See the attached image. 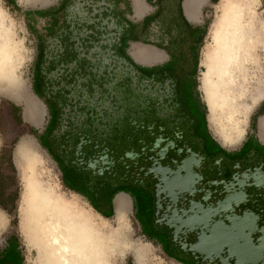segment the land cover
<instances>
[{
    "label": "flooded vegetation",
    "instance_id": "af4514ba",
    "mask_svg": "<svg viewBox=\"0 0 264 264\" xmlns=\"http://www.w3.org/2000/svg\"><path fill=\"white\" fill-rule=\"evenodd\" d=\"M89 17L71 21L56 49L42 51L37 66V84L53 123L51 136L58 143L55 156L69 190L95 206L98 186L111 196L119 190L130 192L128 188L143 189L140 199H148L143 205L151 208L150 225L157 242L183 264L235 261L226 253L220 254L221 262L190 255L195 238L173 237L164 225L173 210L188 215V209L197 205L209 210L226 199L231 203L230 208L225 204V216L254 229L251 240L242 243L258 248L264 262V162L250 155L237 158L208 142L204 108L192 74H179L170 64L134 70L114 54L116 36L106 35L111 24L95 12ZM150 106L156 107L154 112L143 110ZM255 170L262 173V183L249 180L235 191L229 188L236 176ZM157 171L167 178L189 177L192 196L180 194L174 204L163 194L156 199ZM239 195L243 199L236 204L232 200ZM221 220L229 226L223 217H214L209 229H223ZM4 247L0 264H22L16 240L9 237Z\"/></svg>",
    "mask_w": 264,
    "mask_h": 264
},
{
    "label": "rangeland",
    "instance_id": "374dc122",
    "mask_svg": "<svg viewBox=\"0 0 264 264\" xmlns=\"http://www.w3.org/2000/svg\"><path fill=\"white\" fill-rule=\"evenodd\" d=\"M239 1H246L252 9L255 19L260 23L264 22V0ZM103 2H107V0H52L45 4H35L33 0L19 2L18 0H0V10L6 16L9 29L12 28V42L17 48L13 58L16 63L15 77L27 96L41 109V119L36 124L30 123L24 119V104L20 95L14 91H10V95L0 90V210L6 216V223L0 229V231L3 229L0 232V248L7 238L12 237L17 241V252L22 264H46L43 251L38 248L31 235L21 228L24 210L23 177L27 174L22 173L24 162L16 160L14 152L23 139L31 142L32 152L38 157L34 175L39 183L45 188L50 187L57 195L67 200L76 201L95 215L99 223L110 230L123 231L121 240L123 243L109 253L110 264H137V254L143 258L142 264H183L167 256L168 252L161 248L159 242L148 236L152 230L150 225L151 208L148 204L143 205L144 201H148L147 198L143 202L140 199L143 189L135 188L132 191L133 189L128 188L127 190L133 193L135 199L133 209L127 214H123V211L118 214L116 211V216L107 219L99 217L85 198L69 190L63 180L61 166L55 156L54 147L58 143L54 142L55 137L51 136L53 131L50 136L47 132L51 120L49 105L42 94H39L34 88L37 66L40 62L39 54L41 51H45L47 54L56 49V46L59 45L58 39L68 33L66 30L69 28V23L76 18L82 20L86 16L90 18L89 16L95 12L96 17L101 16L102 19H105L107 16H105L106 11L102 7ZM160 2L161 0L153 3L155 12L157 11L158 14L157 19L145 26L148 27L146 33L137 31L136 36L145 44L155 45L165 51L172 50L176 54L179 74L193 75L198 87L197 92L203 104H206L200 85L206 71V52L214 45L211 31L220 15L221 0H213L204 8L203 22L199 30L185 26L182 21L179 26L174 24L172 18L169 20L166 16L160 17L164 13ZM34 12H43L44 15L33 14ZM180 13L182 12L178 11V14ZM168 31L176 33V36L168 39L166 33ZM73 32L80 33V30ZM40 42L42 43L40 44ZM174 44L178 46L177 52L173 50ZM256 57L258 67H255L257 62L252 64L253 68L248 75L249 83L242 92L239 90L237 98L241 102L240 107H245L247 111L246 116L243 117V131L246 128L247 130L248 128L253 129L256 117L260 111L264 110V91L263 95L257 98L258 95L255 94L258 89L252 87V82L257 77L262 82L260 87L264 84V33L262 42L256 48ZM235 94L237 95L238 91ZM155 108L150 106L143 110L153 109L154 112ZM204 112L209 124L208 108ZM156 114L160 115V110L156 109ZM224 122L228 125L231 124L227 120ZM204 129H206L205 125ZM213 130L220 135V139L217 138L218 142L225 148L233 149L238 146L228 144L218 127L214 126ZM231 138L229 136V139ZM23 174L24 176H22Z\"/></svg>",
    "mask_w": 264,
    "mask_h": 264
},
{
    "label": "bare ground",
    "instance_id": "6f19581e",
    "mask_svg": "<svg viewBox=\"0 0 264 264\" xmlns=\"http://www.w3.org/2000/svg\"><path fill=\"white\" fill-rule=\"evenodd\" d=\"M219 9L220 15L211 31L214 45L206 52V71L200 88L206 100L210 126L212 129L218 127L227 143L234 145L242 136L243 117L247 114L237 98L239 90L242 92L249 83L252 64L257 62L255 67H258L256 48L263 40L264 22L255 19L246 1L221 0ZM11 29L0 10V90L8 94L10 91L18 93L21 100L26 102L25 118L32 120L37 108L15 77L16 63L13 58L17 48L12 42ZM137 56L143 63L151 60L143 51H139ZM261 84L258 77L252 82V87L258 89L255 94L257 98L263 95L264 84L260 87ZM225 120L231 124H226ZM229 136L232 138L229 139ZM32 151L31 142L23 139L14 152L15 159L24 162L22 173L27 174L22 175V230L31 235L43 251L46 264H110L109 253L123 243V231L110 230L76 201L67 200L39 183L34 175L38 157ZM257 177L256 171L239 174L229 188L235 191L247 185L249 180L259 184ZM159 190L163 191V186ZM242 195L232 201L238 204L243 199ZM124 206L120 199L116 209L118 214ZM5 223L6 218L0 211V229ZM195 247L191 246L192 251ZM203 256L213 257L209 251H204ZM136 257L137 264H142L143 258L138 254Z\"/></svg>",
    "mask_w": 264,
    "mask_h": 264
},
{
    "label": "crops",
    "instance_id": "0c3cea01",
    "mask_svg": "<svg viewBox=\"0 0 264 264\" xmlns=\"http://www.w3.org/2000/svg\"><path fill=\"white\" fill-rule=\"evenodd\" d=\"M19 1H23V0H18V2ZM33 1L35 4H45L51 2L52 0H33ZM157 1L160 0H107V2H103L102 6L104 7L103 8L104 11H106L105 16H107L105 19L107 23L111 24L109 25L111 27H109V29L107 30L106 35L116 36L117 48L114 50V54L118 57L119 60L125 62V60L122 58L121 47L123 46L124 55L128 57L132 61V63L136 66H140L141 68H145V69H150V68L160 67L166 64H170L175 67V69L173 70L180 72V69L177 64L176 54L173 53L172 50L165 51V49H159L155 45L145 44L140 41L139 37L136 36L137 31H140V33L147 32L146 29L148 27L147 28L145 27L147 20L153 19L155 17L152 21H150V23H153V21L157 19L158 14L157 11L155 12V7L153 5V3H156ZM212 1L213 0H161L160 5L163 6L164 13L160 17L166 16L168 17L169 20L170 18H172L174 24L179 26H180V22L182 21L185 26H188L194 30H199V27L203 22V10L208 4H211ZM178 11L182 13L178 14ZM166 33L168 34V39L174 38L176 36V33H171L170 31ZM173 47L175 48V49L173 48V50L177 52L178 46L174 44ZM139 51H143L147 53L151 60L146 63L141 62L137 58L138 57L137 53ZM125 63L127 64V62ZM128 65L132 67L134 70H136V68H134L132 65L130 64ZM195 85H196V80H195ZM196 90L198 91V87L196 88ZM29 99L32 101V103L35 104L37 108V113L35 114V116L32 117V120L26 119L25 118L26 102L23 101L24 119L30 123L36 124L37 121L41 119V109L30 97ZM205 107L206 104H203L204 111L207 110V107L206 108ZM52 124L53 123L51 119L50 128H52ZM205 127H206L205 136H207L209 140L208 142H210L214 147H217L218 149L225 151L228 154L234 155L237 158L240 156L242 158L244 157L248 158V156L250 155L252 158H255L256 160L260 159L261 161L264 162V110L260 111L259 115L256 117L255 126L253 127V129L248 128L247 130L246 128L243 131L242 136H240L241 138H239L238 142L235 145H233V146L236 145L238 146L233 149H227L223 146V144H220L218 142L219 140L217 138L220 135L216 134L212 129V127L210 126V124H208V118H206V115H205ZM255 171L258 176L256 180H260L258 181V183H262L261 181L262 180L261 178H263L262 173H260L259 170H255ZM97 190H98L97 191L98 195L97 198L95 199V206H91V207L93 211L103 219L116 216L117 203L119 202L120 199L125 204L123 209V214H127L130 210L133 209V206H135V199L133 197V194L127 192L126 190H119L117 192H114L112 196H111L112 192H110L109 190L106 192V190L103 189V187L101 186H98ZM2 210L4 211L3 208ZM150 232L151 234L150 235L147 234V235L153 238L154 240H157L155 231L152 229L150 230ZM4 245L2 246V248H0V255H2L1 250L5 249ZM167 256L171 258L169 252Z\"/></svg>",
    "mask_w": 264,
    "mask_h": 264
},
{
    "label": "water",
    "instance_id": "95a60500",
    "mask_svg": "<svg viewBox=\"0 0 264 264\" xmlns=\"http://www.w3.org/2000/svg\"><path fill=\"white\" fill-rule=\"evenodd\" d=\"M183 173L185 174V171ZM157 174L159 176L156 177V199L159 194H163V196H167L169 201L174 204L177 196L180 194H182L183 197L192 196L193 191L189 189V184L192 182V180H189V177L183 175L180 176L181 180H179L177 175L167 178L166 176L162 175V172L160 171H157ZM162 186L164 190H158L159 187ZM202 200L205 201V198ZM220 203L217 204L216 208L209 210L203 209V207L196 204V208L188 209L191 212L188 215L185 214L184 211H181L179 214L178 211L173 210L169 215L166 216V222L164 225L168 228H171L173 237L177 235H188L194 237L195 240L191 246L196 247L194 248V251L190 252V255L196 254L197 256L201 257L202 261L212 260L214 258L220 259V254L226 253L227 258L235 260L233 264L264 263L261 261V257L259 255L260 251L257 250L258 248H252L248 246L246 247L244 245V243H247L249 240H251L250 235L254 232V229L248 226L250 230H247L244 227V222H242L240 219L235 217L229 218L225 216V212L227 211L225 204L227 201L225 199ZM192 209H194V211H192ZM214 217H218V219L223 217L228 222L229 226L223 225V221L221 220L220 223L223 225V229H209V223H212V218ZM196 227H198V229ZM228 231H231L232 235L228 233ZM204 251H209L213 257L209 258L208 256H203ZM225 262H227V260ZM225 262L224 264H226Z\"/></svg>",
    "mask_w": 264,
    "mask_h": 264
},
{
    "label": "trees",
    "instance_id": "16d2710c",
    "mask_svg": "<svg viewBox=\"0 0 264 264\" xmlns=\"http://www.w3.org/2000/svg\"><path fill=\"white\" fill-rule=\"evenodd\" d=\"M29 13H31V12H29ZM33 14H39V15H44L43 14V12H34ZM155 18V17H154ZM153 18V19H154ZM153 19H149V20H147L146 21V24H145V26H147L149 23H150V21H152ZM137 39V38H136ZM123 41V40H122ZM42 42H40V44H41ZM41 48H42V46H41ZM40 48V49H41ZM121 49H122V58L125 60V62H127V64H130V65H132L134 68H136V69H138V68H141L140 66H136V65H134L133 63H132V61L128 58V57H126L125 55H124V47L122 46L121 47ZM40 52V51H39ZM40 60H41V57H42V51L40 52ZM124 62V61H123ZM124 62V63H125ZM136 66V67H135ZM142 69H145V68H142ZM145 70H150V69H145ZM38 72H37V75H36V78H35V81H34V88H35V90L36 91H38V93L39 94H41V92H40V90H39V87H38V84H37V79H38ZM37 84V85H36ZM52 131V128H50V124H49V127H48V129H47V132H48V135L50 134V132Z\"/></svg>",
    "mask_w": 264,
    "mask_h": 264
}]
</instances>
